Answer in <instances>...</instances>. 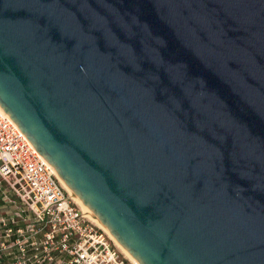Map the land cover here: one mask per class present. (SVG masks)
<instances>
[{
    "label": "water",
    "instance_id": "1",
    "mask_svg": "<svg viewBox=\"0 0 264 264\" xmlns=\"http://www.w3.org/2000/svg\"><path fill=\"white\" fill-rule=\"evenodd\" d=\"M0 107L139 264H264V0H0Z\"/></svg>",
    "mask_w": 264,
    "mask_h": 264
},
{
    "label": "built area",
    "instance_id": "2",
    "mask_svg": "<svg viewBox=\"0 0 264 264\" xmlns=\"http://www.w3.org/2000/svg\"><path fill=\"white\" fill-rule=\"evenodd\" d=\"M0 203V264H129L1 110Z\"/></svg>",
    "mask_w": 264,
    "mask_h": 264
},
{
    "label": "bare ground",
    "instance_id": "3",
    "mask_svg": "<svg viewBox=\"0 0 264 264\" xmlns=\"http://www.w3.org/2000/svg\"><path fill=\"white\" fill-rule=\"evenodd\" d=\"M0 110H2V108L0 107ZM3 113L6 114V111H3ZM59 175V174H58ZM60 177V176H59ZM62 184L65 186L66 190H68V192L70 193V195L72 196V198L75 200V202L88 214H90V217L92 218V220L99 225L100 228L104 229L105 232L109 235V237L111 238V240L117 244V246L121 249V251L125 254L126 258L129 259L133 264H139V262L132 256L131 253H129L126 248L119 243V241L115 238V236H113L110 232L109 229H107L104 224L102 223V221L100 220L99 217L96 216V214H94L92 212V210L83 202V200H80V198L74 193V191L71 189V187L69 185H67L64 180L60 177Z\"/></svg>",
    "mask_w": 264,
    "mask_h": 264
},
{
    "label": "rangeland",
    "instance_id": "4",
    "mask_svg": "<svg viewBox=\"0 0 264 264\" xmlns=\"http://www.w3.org/2000/svg\"><path fill=\"white\" fill-rule=\"evenodd\" d=\"M0 205H1V203H0ZM101 229H102V228H101ZM103 231H104V233H105L107 239L110 241V243L113 244L114 246H116V248H117L118 251L120 252L121 256L124 257L125 259H127L126 256H125V254L121 251V249L117 246V244H115V243L111 240V238H110L109 235L105 232L104 229H103ZM127 260H128V262H129V264H130V263L133 264L129 259H127Z\"/></svg>",
    "mask_w": 264,
    "mask_h": 264
}]
</instances>
